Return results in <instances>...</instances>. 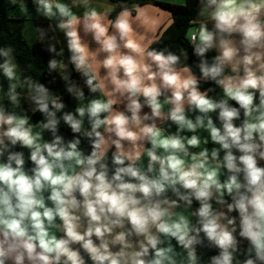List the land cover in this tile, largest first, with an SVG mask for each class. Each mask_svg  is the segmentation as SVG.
Here are the masks:
<instances>
[{
	"label": "clouds",
	"instance_id": "1",
	"mask_svg": "<svg viewBox=\"0 0 264 264\" xmlns=\"http://www.w3.org/2000/svg\"><path fill=\"white\" fill-rule=\"evenodd\" d=\"M7 3L64 89L0 46V264H264V0H197L176 49L148 5Z\"/></svg>",
	"mask_w": 264,
	"mask_h": 264
},
{
	"label": "trees",
	"instance_id": "2",
	"mask_svg": "<svg viewBox=\"0 0 264 264\" xmlns=\"http://www.w3.org/2000/svg\"><path fill=\"white\" fill-rule=\"evenodd\" d=\"M109 3L116 4L117 0H106ZM131 4H139L141 7L145 5H155L163 11H166L171 14L172 19L174 18L175 23L171 27L167 28V31H164L163 42L171 45L174 49L178 47H188L187 40L185 39L186 29L188 27V21L193 19L196 14L197 9V0H185V4L177 5L167 2H158L153 0H128ZM10 10H13L7 0H0V46L4 45H13L16 48V56L19 64L24 67L28 64H32L33 68L31 74L40 79L41 82L47 84L54 91L63 93L64 85L61 78L62 74L57 72L49 75L47 73V61L50 58V54L47 52V42L39 43L35 42L30 45L23 35V28L25 24V19H14L11 18L8 14ZM119 9L117 8L116 11ZM115 11L112 13V16H115ZM36 25H42L47 27L48 22L46 20H38L35 22ZM50 35H55L50 33ZM57 47L61 45L58 40L55 41ZM156 46V45H153ZM162 46V45H161ZM189 53L191 55V49L189 48ZM195 60L194 57L191 58L190 62ZM42 70V72H41ZM198 74V73H197ZM74 78L78 79L77 74H73ZM54 83H49L53 81ZM212 85L206 84L204 87H210ZM66 103L69 105V108L75 106V102L69 97L65 96ZM41 117L39 114L33 117V120H39ZM62 132L68 138H70V130L62 126ZM87 149V144L83 145ZM19 150V149H18ZM27 154V152H26ZM213 254V253H209Z\"/></svg>",
	"mask_w": 264,
	"mask_h": 264
},
{
	"label": "crops",
	"instance_id": "3",
	"mask_svg": "<svg viewBox=\"0 0 264 264\" xmlns=\"http://www.w3.org/2000/svg\"><path fill=\"white\" fill-rule=\"evenodd\" d=\"M153 1L167 2V3L177 4V5L185 4V0H153ZM27 2L29 4V8L31 10L32 9L31 0H27ZM98 2H99V0H98ZM103 2L109 3L106 0H103ZM148 6H149L148 12L150 13L151 18L158 19L160 21V28L158 29V31H164L165 28H168L167 22L169 19H172V16L169 15L170 13L161 10L160 8L156 7L155 5L149 4ZM8 14L11 18H14V19L24 18V17H21L18 12H13V10H10L8 12ZM38 20H44V19L34 18L33 23L25 21V24H24L23 35L30 45H32L36 42L34 39V25H36L35 22ZM57 40H58L59 44L61 45L60 41L63 42V40H64L62 33L58 34ZM67 55H68L67 51H65V57H67ZM5 86H6V82H5ZM209 147H211V145H209ZM24 151L27 152V150H24Z\"/></svg>",
	"mask_w": 264,
	"mask_h": 264
}]
</instances>
